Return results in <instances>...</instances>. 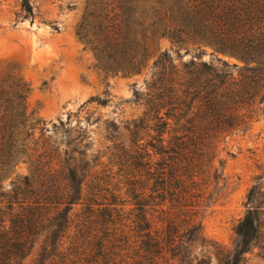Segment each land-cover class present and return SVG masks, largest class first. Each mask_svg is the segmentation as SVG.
I'll return each instance as SVG.
<instances>
[{
	"label": "trees",
	"instance_id": "trees-1",
	"mask_svg": "<svg viewBox=\"0 0 264 264\" xmlns=\"http://www.w3.org/2000/svg\"><path fill=\"white\" fill-rule=\"evenodd\" d=\"M76 36L106 76L140 75L153 60L135 92L143 112L106 126L108 145L91 155L88 126L69 116L64 138L46 136L28 84L0 82V264H245L252 247L264 259V221L251 211L233 249L201 221L221 180L218 144L264 103V0H89ZM209 50L244 66L206 62Z\"/></svg>",
	"mask_w": 264,
	"mask_h": 264
},
{
	"label": "rangeland",
	"instance_id": "rangeland-1",
	"mask_svg": "<svg viewBox=\"0 0 264 264\" xmlns=\"http://www.w3.org/2000/svg\"><path fill=\"white\" fill-rule=\"evenodd\" d=\"M88 1L30 0L34 10L31 18L23 11L21 0H0V82L16 75L28 84L30 110L36 112L42 124L39 129L49 130L46 136L64 138L66 129L60 122H67L69 116L71 127L78 122L88 126V150L92 155L102 153L108 145L106 126H123L141 116L143 97L136 99L135 92H145L153 60L133 77L106 76L99 71L94 54L76 36ZM189 49L187 55L181 50L183 62H189L194 54L193 48ZM161 50H170L169 41L161 42ZM210 53L204 61L221 58L229 65L244 66L234 58L210 57ZM92 98L108 103H89ZM256 109L248 130L218 144L215 166L221 180L209 187V199L201 211L206 237L229 249L239 242L236 228L249 211L264 221V103ZM19 173H27L25 165ZM252 190L254 196L249 200ZM262 253L252 247L245 255V264H264Z\"/></svg>",
	"mask_w": 264,
	"mask_h": 264
}]
</instances>
